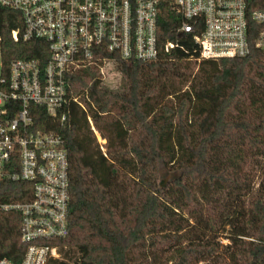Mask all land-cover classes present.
I'll use <instances>...</instances> for the list:
<instances>
[{
    "label": "trees",
    "instance_id": "obj_1",
    "mask_svg": "<svg viewBox=\"0 0 264 264\" xmlns=\"http://www.w3.org/2000/svg\"><path fill=\"white\" fill-rule=\"evenodd\" d=\"M252 5L264 8V0ZM179 22L164 3L158 40L183 47L147 62L119 58L115 87L100 86L94 66L69 72L67 93L86 109L71 101L52 118L37 107L35 127L59 133L69 160L70 231L53 241L59 256L50 264H264V54L253 45L257 27L250 22L246 56L198 59ZM23 28L20 12L0 6L6 68L14 58L47 54L42 39H22ZM19 225L17 212H0V257L17 261L23 253Z\"/></svg>",
    "mask_w": 264,
    "mask_h": 264
},
{
    "label": "built area",
    "instance_id": "obj_2",
    "mask_svg": "<svg viewBox=\"0 0 264 264\" xmlns=\"http://www.w3.org/2000/svg\"><path fill=\"white\" fill-rule=\"evenodd\" d=\"M254 0H0L20 12L22 39H42L43 60L14 58L7 68L0 50V212L19 214L24 250L16 261L0 264H50L59 256L54 240L69 234V160L63 137L35 127L37 107L52 118L71 101L67 75L94 66L102 87L121 77L118 59L142 62L183 47L158 40L164 3L179 18L178 32H188L198 59L244 57L250 53L249 25L257 27L253 45L264 54V8ZM15 40L19 30H12ZM1 42V37H0ZM65 113L60 119L64 120ZM88 121L94 129L91 118ZM10 195L22 196L23 200Z\"/></svg>",
    "mask_w": 264,
    "mask_h": 264
},
{
    "label": "rangeland",
    "instance_id": "obj_3",
    "mask_svg": "<svg viewBox=\"0 0 264 264\" xmlns=\"http://www.w3.org/2000/svg\"><path fill=\"white\" fill-rule=\"evenodd\" d=\"M196 68H194V71H195ZM95 129V128H94ZM96 130V129H95ZM97 131V130H96ZM95 136H96V140L99 142V144L101 145L102 149L105 150L104 148V145H105V142L106 140L104 138L101 137L100 133L97 131V135L95 133ZM163 183V185L165 184L166 182V179H161Z\"/></svg>",
    "mask_w": 264,
    "mask_h": 264
},
{
    "label": "water",
    "instance_id": "obj_4",
    "mask_svg": "<svg viewBox=\"0 0 264 264\" xmlns=\"http://www.w3.org/2000/svg\"><path fill=\"white\" fill-rule=\"evenodd\" d=\"M161 185H163V183H161Z\"/></svg>",
    "mask_w": 264,
    "mask_h": 264
}]
</instances>
